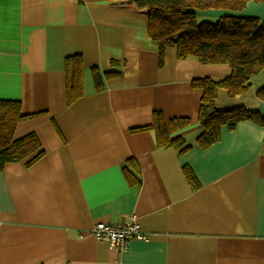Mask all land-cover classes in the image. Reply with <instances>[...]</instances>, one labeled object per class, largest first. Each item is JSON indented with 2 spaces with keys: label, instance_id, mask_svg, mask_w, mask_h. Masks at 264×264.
Instances as JSON below:
<instances>
[{
  "label": "crops",
  "instance_id": "1",
  "mask_svg": "<svg viewBox=\"0 0 264 264\" xmlns=\"http://www.w3.org/2000/svg\"><path fill=\"white\" fill-rule=\"evenodd\" d=\"M125 2L0 0V98L20 100L31 117L15 137L35 133L44 151L31 166L15 161L0 171V264H264V126L241 121L199 146L202 91L192 82L231 68L180 59L175 47L160 65L149 14ZM227 13L264 19V2L198 10L197 19ZM75 54L84 94L68 103L66 58ZM259 75L244 93L220 88L216 107L264 114ZM155 110L167 121L189 118L171 132L183 147H160L154 129L135 130L153 123ZM133 214L147 239L126 251L90 232Z\"/></svg>",
  "mask_w": 264,
  "mask_h": 264
},
{
  "label": "trees",
  "instance_id": "2",
  "mask_svg": "<svg viewBox=\"0 0 264 264\" xmlns=\"http://www.w3.org/2000/svg\"><path fill=\"white\" fill-rule=\"evenodd\" d=\"M249 0H126V4L144 9L149 14L148 33L159 46V63L164 64L166 49L175 47L177 57H196L203 64H227L229 75L214 80L210 77L194 79L193 87L202 91L199 107V122L202 132L197 144L208 147L221 139L223 127L234 129L241 121H252L264 126V114L243 105L231 109H218L215 100L220 88L227 89L230 96L247 91L252 77L264 71V19L255 16L223 14L215 22L199 21L197 11L205 9H243ZM264 2V0H254ZM114 64V63H113ZM67 101L68 103L84 94L83 59L80 54L66 58ZM96 72V70H94ZM118 73H107V77ZM95 87L103 89L102 78L95 76ZM257 96L264 101V85L256 90ZM31 117L21 112V102L16 99L0 98V171L9 162L25 161L31 166L43 155L41 143L35 133L15 137L19 122ZM188 117H174L166 120L161 110L153 113V123L135 130L154 129L157 145L160 147L180 148L185 139L180 135L171 137L188 126ZM190 146L184 147L187 150ZM188 179L196 187V176L188 166L184 167ZM131 183L140 181L130 178Z\"/></svg>",
  "mask_w": 264,
  "mask_h": 264
},
{
  "label": "built area",
  "instance_id": "3",
  "mask_svg": "<svg viewBox=\"0 0 264 264\" xmlns=\"http://www.w3.org/2000/svg\"><path fill=\"white\" fill-rule=\"evenodd\" d=\"M90 232L96 238L108 241L110 247L117 252L126 251L134 239H147V235L135 214L121 224L99 221L93 225Z\"/></svg>",
  "mask_w": 264,
  "mask_h": 264
},
{
  "label": "rangeland",
  "instance_id": "4",
  "mask_svg": "<svg viewBox=\"0 0 264 264\" xmlns=\"http://www.w3.org/2000/svg\"><path fill=\"white\" fill-rule=\"evenodd\" d=\"M262 72H263V73H262ZM262 72H261L262 74L259 73L260 75L258 74L259 76H257V77L255 78L256 81H258L261 77H264V71H262Z\"/></svg>",
  "mask_w": 264,
  "mask_h": 264
}]
</instances>
